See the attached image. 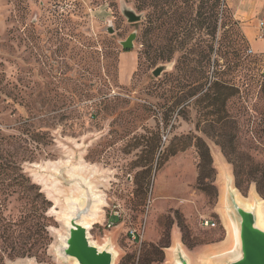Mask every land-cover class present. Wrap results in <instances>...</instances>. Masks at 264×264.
Listing matches in <instances>:
<instances>
[{"label":"rangeland","instance_id":"rangeland-1","mask_svg":"<svg viewBox=\"0 0 264 264\" xmlns=\"http://www.w3.org/2000/svg\"><path fill=\"white\" fill-rule=\"evenodd\" d=\"M263 76L224 0H0V264H75L64 218L90 191L113 264H174L175 240L189 264L235 255L228 179L264 217Z\"/></svg>","mask_w":264,"mask_h":264},{"label":"water","instance_id":"water-1","mask_svg":"<svg viewBox=\"0 0 264 264\" xmlns=\"http://www.w3.org/2000/svg\"><path fill=\"white\" fill-rule=\"evenodd\" d=\"M123 16L129 24H137L141 21V17L131 10H124ZM113 33L111 28L107 31ZM136 34L131 33L126 40L120 42L122 50L128 51L133 48V42ZM166 68L161 66L152 71V76L157 78ZM79 207L72 212L70 220V228L67 229V237L61 248L62 257L64 259H73L77 264H113L114 255L105 246L102 249L92 245L88 238V230L79 223L84 215L90 213L93 205ZM228 205L232 218L238 229V245L237 257L221 258L215 264H264V231L256 227L255 210H247L238 205L233 193L228 195ZM175 260L180 264H188L187 260L180 253L175 256Z\"/></svg>","mask_w":264,"mask_h":264},{"label":"bare ground","instance_id":"bare-ground-1","mask_svg":"<svg viewBox=\"0 0 264 264\" xmlns=\"http://www.w3.org/2000/svg\"><path fill=\"white\" fill-rule=\"evenodd\" d=\"M90 193H91V198L93 200V205L90 209V213L87 215H84L82 217V219L79 221V223L81 225H83L87 230H89L91 227L90 221L92 219H94L96 216H98L99 207L102 205V202H103L101 200L100 196L94 194L92 191H90ZM230 193L234 194L236 202L238 205L242 206L244 209H247V210H255L256 227L262 231H264V217L262 214L260 203L254 202V204L251 205V204H246L245 202H243L242 198L239 196V194L232 187L231 181L228 179L225 186H224L223 194H222V200H221L225 214H226V217H227L226 218L227 219L226 227H227V230L229 233L228 246L224 250L229 251V252H235V255L229 254L227 256H221V254H220L218 256H219V258L225 257V258L233 259V258L237 257L238 229L234 223V220L232 218L231 211H230L229 205H228V195H230ZM71 219H72V211L70 208L69 211L67 212L65 218H64V227L65 228H67V229L70 228V220ZM90 243L92 244V242H90ZM105 246L109 247V250L113 253L114 257H116V252L113 249V247L110 246L109 244H106L103 247H105ZM102 248H100V249H102ZM171 252H172L173 256H176L177 254L180 253L181 255L184 256V258L187 260V262L189 264V260L187 259V256L184 253V251L182 250L180 244L174 245ZM71 260L74 261L75 264H77L75 260H73V259H71ZM174 264H180V262L177 260H174Z\"/></svg>","mask_w":264,"mask_h":264},{"label":"crops","instance_id":"crops-1","mask_svg":"<svg viewBox=\"0 0 264 264\" xmlns=\"http://www.w3.org/2000/svg\"><path fill=\"white\" fill-rule=\"evenodd\" d=\"M224 6L240 23L246 43L254 55L264 56V0H224ZM263 37H259V23ZM180 244L175 240V244Z\"/></svg>","mask_w":264,"mask_h":264},{"label":"trees","instance_id":"trees-1","mask_svg":"<svg viewBox=\"0 0 264 264\" xmlns=\"http://www.w3.org/2000/svg\"><path fill=\"white\" fill-rule=\"evenodd\" d=\"M202 17H203V20H208V17L205 16V13H204V15H202ZM261 94H262V99L264 101V76H263V82H262V85H261ZM263 119H264V114H263ZM199 151H200V154H199L200 163L198 164V170H199L198 178L201 180L202 179V172L205 169V167L207 166L210 169L211 158H210V155H209L207 147L203 143H200ZM44 204H47L48 206H50L49 202L45 201ZM43 219L46 220L44 217H43ZM24 231L26 233H28V235L30 234V229L29 228H24ZM161 252L162 251H159V254H162ZM19 257H22V256H19ZM152 261L153 260H151V259L150 260H144L143 259L141 261V264H151Z\"/></svg>","mask_w":264,"mask_h":264},{"label":"built area","instance_id":"built-area-1","mask_svg":"<svg viewBox=\"0 0 264 264\" xmlns=\"http://www.w3.org/2000/svg\"><path fill=\"white\" fill-rule=\"evenodd\" d=\"M107 227L111 228V225H107ZM203 227L211 228V227H214V224H213V222L205 220V221H203ZM129 235H130L132 241H136L137 239H141V232H139L137 230H130Z\"/></svg>","mask_w":264,"mask_h":264}]
</instances>
